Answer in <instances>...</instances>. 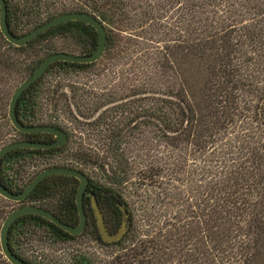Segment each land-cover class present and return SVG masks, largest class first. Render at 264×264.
<instances>
[{"label":"trees","instance_id":"1","mask_svg":"<svg viewBox=\"0 0 264 264\" xmlns=\"http://www.w3.org/2000/svg\"><path fill=\"white\" fill-rule=\"evenodd\" d=\"M83 1L81 10L95 15L107 30L104 55L119 47L115 53L133 58L127 76L133 81L129 93L118 97V92H110L93 107L125 100L116 106L122 110V121L108 127L107 135L115 143L132 142V137L139 144L146 141L139 153L151 160L145 159L147 164L139 169L138 177L164 188L165 197L171 199V219L151 238L130 247L132 244H125L132 240L133 216L128 202L114 188L97 185L91 196L106 229L117 232L126 226L120 240L103 241L91 220L81 234L71 235L41 216L26 214L10 227L13 252L37 264L15 248L12 236L18 225L28 229L33 225L43 236L48 233L53 238L75 240L89 235L100 245H119L110 264H264V0ZM5 2L7 21L16 35L54 17L47 14L43 19L42 12L36 10L39 0ZM55 36L70 38L80 46L79 54L92 53L98 45L96 30L83 21L59 24L18 47L0 31V39L8 47L21 51ZM53 52L57 51L46 48L30 74ZM98 61L54 62L21 94L19 119L27 125L60 126L56 121L36 120L33 100L38 83L56 67L88 68ZM6 106L7 92L0 88V145L12 134L20 137L14 141H53L51 134L15 130ZM145 132L148 136L143 139ZM65 147L8 152L0 164L1 182L14 192L22 191L34 176L20 184L12 173L4 171L6 162L25 154H54ZM125 154L121 149L117 160L122 180L127 177ZM141 158L139 155L144 160ZM76 160L100 165L83 151H76L72 160L61 165L75 168ZM19 171V166H13L15 176ZM66 177H46L19 204L51 200L44 208L72 224L77 217L76 184ZM4 200L0 196V221L6 217ZM0 264H11L1 248ZM71 264L97 263L77 256Z\"/></svg>","mask_w":264,"mask_h":264},{"label":"rangeland","instance_id":"2","mask_svg":"<svg viewBox=\"0 0 264 264\" xmlns=\"http://www.w3.org/2000/svg\"><path fill=\"white\" fill-rule=\"evenodd\" d=\"M39 2L40 6L36 7V10L42 12L43 19L47 14L56 16L63 12L81 10L84 7L83 0H39ZM24 28L20 30L24 31ZM46 48H51L53 51L81 53L80 46L75 45L67 37L55 36L24 51L8 47L6 42L0 39V88L7 92L5 108L7 113L12 93L30 75V70ZM118 50L119 47L112 49L110 55H104L92 67L76 69L56 67L42 77L34 92L36 120L40 123H46L49 120L59 123V127L68 134L66 147L54 154L34 156L25 154L17 160L9 159L4 165V171L7 174L12 173L14 181L24 184L43 169L62 166L61 164L65 161L72 160L76 151L86 152L100 165H90L76 160L73 161L74 167L90 176L97 185L114 188L128 202L132 211L133 226L132 240L128 239L125 244H132L130 247H135L138 242L151 238L167 220L171 219L172 205L171 199L168 196L165 197L164 188L139 180V169L147 164L145 159L151 160L146 158L142 151L139 153V148L145 146L146 141L142 140L139 144L137 138L132 137V142L126 140L115 143L107 135L110 134L108 127H115L122 121V110L116 106L125 100L118 99L108 105H99V109L93 107V104L94 106L99 104L100 99L108 97V93L118 92L120 97L129 93L132 88L133 81L127 80V76H129L133 58L115 53ZM147 136L145 132L142 138L145 139ZM17 139L20 137L12 134L4 144ZM2 146L3 144L0 148ZM121 149L126 153V159L125 157L123 159L126 161L125 177H127L124 180H122L123 174L119 163L117 164ZM139 155L144 160H140ZM13 166H19L20 171L16 176L12 172ZM166 191L168 193V188ZM50 203H52L51 200L45 199L38 205L49 207ZM4 205L8 214L23 204L4 200ZM2 222L0 221V227ZM27 229L23 225H18L14 229L13 244L32 263L71 264L75 257L85 256L90 262L110 264L112 258L119 253V245H100L89 235L75 240H64L53 238L48 233L43 236L40 228L33 225Z\"/></svg>","mask_w":264,"mask_h":264},{"label":"water","instance_id":"3","mask_svg":"<svg viewBox=\"0 0 264 264\" xmlns=\"http://www.w3.org/2000/svg\"><path fill=\"white\" fill-rule=\"evenodd\" d=\"M68 21H83L90 24L96 30L98 34V45L92 53L88 54H76L66 51H57L46 55L35 68V70L25 78L18 87L14 90L11 95L9 105H8V118L12 126L21 133H47L55 137V139L50 143L43 142H32V141H14L3 145L0 148V164L3 157L10 151L19 148H32V149H50L56 147L64 146L68 141V134L65 130L59 126L52 124H37V125H27L23 123L17 114V103L21 94L38 78H40L46 70L57 61H67L74 63L89 64L98 61L105 53L107 47V30L104 23L99 20L95 15L87 11L73 10L68 12L60 13L40 25L32 28L28 32L22 35L14 34L9 27L7 21V6L5 0H0V31L4 38L14 46H23L33 38L37 37L39 34ZM68 175L77 178L80 183L76 191L75 200L78 207L79 223L75 226L67 224L61 221L52 211L39 206V205H29L23 204L13 210H11L3 220L0 227V248L4 257L11 264H31L24 259L16 255L11 249L9 242V232L10 227L13 222L20 216L26 214H34L41 216L55 225L59 226L71 235L81 234L86 226L87 216L84 212L83 207V196L84 191L89 182L88 176L81 170L68 166H52L43 169L37 173L31 181L26 185V187L19 192H14L8 189L2 182L0 178V196L6 200L19 203L23 201L32 190L46 177L51 175ZM96 219L99 228L101 238L105 242L116 241L123 236L126 231L125 224L114 233L109 232L103 222V216L100 210L96 207Z\"/></svg>","mask_w":264,"mask_h":264},{"label":"flooded vegetation","instance_id":"4","mask_svg":"<svg viewBox=\"0 0 264 264\" xmlns=\"http://www.w3.org/2000/svg\"><path fill=\"white\" fill-rule=\"evenodd\" d=\"M54 139H55V137L52 135V140H54ZM66 176H67L66 178L68 180L73 181L76 184V190H75V195H76V191H77V188L79 186L80 181L77 178L73 177V176H68V175H66ZM88 178H89V182L87 184V187H86V189L84 191V196H83V207H84V212H85V214L87 216L85 228L88 226L89 220H91L93 222V225L99 231L98 224H97V219H96V207L98 208V206H97L96 202L93 201V198L91 196L92 190H94L98 186H97V184H95V182L92 180V178L90 176H88ZM75 206H76L75 212H76L77 217H75L74 220H73V223L70 224V225H73V226H75V225H77L79 223V214H78V207H77V204H76V200H75ZM61 221H63V220H61ZM67 224H69V223H67ZM111 233H114V232H111ZM123 236H124V234H123ZM121 238H119L118 240H120ZM118 240H116V241H118ZM112 242H115V241H112Z\"/></svg>","mask_w":264,"mask_h":264}]
</instances>
